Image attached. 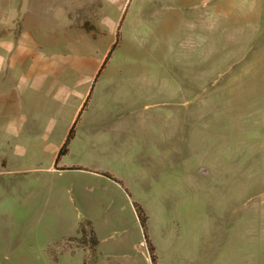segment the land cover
Wrapping results in <instances>:
<instances>
[{
  "label": "rangeland",
  "instance_id": "rangeland-1",
  "mask_svg": "<svg viewBox=\"0 0 264 264\" xmlns=\"http://www.w3.org/2000/svg\"><path fill=\"white\" fill-rule=\"evenodd\" d=\"M70 1L23 2L18 27L41 52L90 58L92 70L115 35L92 39L80 21L62 32ZM228 24L215 49L169 50L162 33L119 43L105 72L114 82L56 164L70 101L17 94L8 113L34 65H0V264H152L150 248L155 264H262L264 0H235ZM148 75L153 95L126 84Z\"/></svg>",
  "mask_w": 264,
  "mask_h": 264
},
{
  "label": "crops",
  "instance_id": "crops-1",
  "mask_svg": "<svg viewBox=\"0 0 264 264\" xmlns=\"http://www.w3.org/2000/svg\"><path fill=\"white\" fill-rule=\"evenodd\" d=\"M34 1V10L42 11L44 3H57L58 0H0V65L6 63V66L24 67L30 62L34 65L31 73L26 70L30 73L28 78L31 80L27 84L24 81L25 85L19 90L10 92L5 109L8 113L13 111L11 106L15 103L17 94L28 96L34 93H54L63 104L70 101L71 107L64 106L70 117L66 120L67 134L58 156L72 129L70 143L75 140L77 126L85 118L83 115L88 111L89 101L94 97L101 105V97L106 95L107 88L114 82L105 73L111 58L99 73L106 55L100 61H95L96 67L90 70L83 69L84 66L92 65L90 58L52 57L35 48V43L28 37L27 27H22L23 30L18 27L19 7L23 2L30 4ZM61 9L65 12L63 27L66 28L62 32H74L77 22L80 21L82 27L88 29L92 39L94 35H98L99 39L105 33H110L115 35L117 44H122L129 43L136 33H162L169 50H209L218 47V29L222 28L221 37L225 36L228 22L235 12V0H71ZM76 10L80 14L75 15ZM54 12L59 16L60 10L57 6ZM27 15L35 16L33 12H27ZM23 22L24 20L21 24ZM170 64L185 65L186 59H176ZM8 76L11 77V71ZM127 83H132V89L146 95H153L160 88L155 77L149 75L136 77L126 81ZM95 88H98L97 95H94ZM166 88L171 97H177L183 91L173 78L169 80ZM62 94L68 95V98H62ZM100 107L97 109L99 112ZM62 108H56L58 113L63 111ZM7 129L10 130L11 127ZM1 164L7 166L8 159L5 156L2 157ZM199 173L208 174L204 169ZM227 245L233 246V242H227ZM247 253L243 251L242 257L251 259L250 252ZM261 263L264 264V256Z\"/></svg>",
  "mask_w": 264,
  "mask_h": 264
},
{
  "label": "trees",
  "instance_id": "trees-1",
  "mask_svg": "<svg viewBox=\"0 0 264 264\" xmlns=\"http://www.w3.org/2000/svg\"><path fill=\"white\" fill-rule=\"evenodd\" d=\"M86 30H87V29H86ZM117 46H118L117 41H115V42L112 44V46H111L109 52L107 53V55H106V59H105L104 63L102 64V66H101V68H100V70H99V73L105 68V64H106L107 61L111 58V54L117 49ZM72 137H73V129L70 131V134H69L68 139L66 140L65 144L62 146V148H61V150H60V152H59V154H58V156H57V158H56V162H55V164L57 163V161H58L61 157L65 156V155L67 154V147H68V145H69V143H70ZM136 212L138 213V210H137V209H136ZM145 220H146L145 217H143V221H142L141 223L143 224V223L145 222ZM149 251H150V260H151V263H152V264H155V257L153 256V249L150 248Z\"/></svg>",
  "mask_w": 264,
  "mask_h": 264
}]
</instances>
